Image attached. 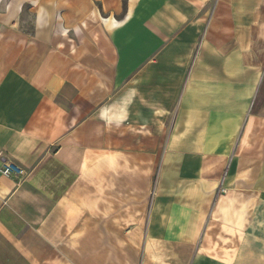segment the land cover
Wrapping results in <instances>:
<instances>
[{"label": "crops", "instance_id": "0c3cea01", "mask_svg": "<svg viewBox=\"0 0 264 264\" xmlns=\"http://www.w3.org/2000/svg\"><path fill=\"white\" fill-rule=\"evenodd\" d=\"M4 160L0 264H264V0H0Z\"/></svg>", "mask_w": 264, "mask_h": 264}, {"label": "built area", "instance_id": "2783aa9c", "mask_svg": "<svg viewBox=\"0 0 264 264\" xmlns=\"http://www.w3.org/2000/svg\"><path fill=\"white\" fill-rule=\"evenodd\" d=\"M1 174L4 176H10L15 178H22L26 172L22 169L17 163L9 160H4L1 165ZM219 193H223V190H220Z\"/></svg>", "mask_w": 264, "mask_h": 264}]
</instances>
